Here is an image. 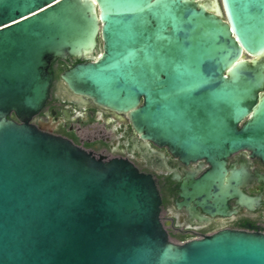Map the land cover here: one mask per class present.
<instances>
[{"label":"water","instance_id":"obj_1","mask_svg":"<svg viewBox=\"0 0 264 264\" xmlns=\"http://www.w3.org/2000/svg\"><path fill=\"white\" fill-rule=\"evenodd\" d=\"M94 54L74 95L187 156L264 160V0H0V264H264L259 233L170 241L150 176L32 124L53 63Z\"/></svg>","mask_w":264,"mask_h":264},{"label":"flooded vegetation","instance_id":"obj_2","mask_svg":"<svg viewBox=\"0 0 264 264\" xmlns=\"http://www.w3.org/2000/svg\"><path fill=\"white\" fill-rule=\"evenodd\" d=\"M98 42L101 49L100 38ZM96 56L60 58L53 63L50 97L32 124L98 158L128 160L140 173L150 176L161 198V221L176 244L225 230L264 235V160L248 149L231 153L224 161L187 156L145 138L128 115L74 95L62 76Z\"/></svg>","mask_w":264,"mask_h":264}]
</instances>
